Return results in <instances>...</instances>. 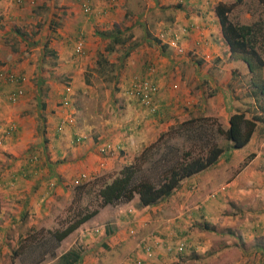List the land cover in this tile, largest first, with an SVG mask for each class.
Returning a JSON list of instances; mask_svg holds the SVG:
<instances>
[{"label": "crops", "instance_id": "obj_1", "mask_svg": "<svg viewBox=\"0 0 264 264\" xmlns=\"http://www.w3.org/2000/svg\"><path fill=\"white\" fill-rule=\"evenodd\" d=\"M232 1L0 0V69L23 75L22 93L13 101L8 94L17 83L0 79V263L11 258V249L30 229L61 227L54 219L75 185L95 178L108 181L175 121L219 116L227 126L233 110L248 113L254 106L246 88L248 69L229 57L214 12L216 3ZM116 30L130 40L107 51L112 36L105 34ZM80 33L82 52L75 54ZM135 78L155 83L150 104L128 93ZM231 170L237 174L227 182ZM183 198L195 202L161 222V231L180 235L188 228L181 220L198 215L203 222L228 217L241 232L264 233V131L255 129L244 146L222 151L215 164L182 179L154 205L138 207L134 196L99 207L72 231L75 235L69 234L83 243L75 244L82 252L76 264H123L126 256L145 259V264L157 257L166 260L164 246L173 241L148 234L166 215L163 208L172 211L169 202ZM252 199L262 207L249 209L254 206L243 201ZM228 201L243 204V211H224ZM131 230L146 241L139 243L149 252L129 237ZM196 236L200 232H189L188 241ZM250 239L245 233L241 244L226 242L215 251L205 240L200 251L209 257L236 252L240 259L253 256L252 264H264V244H247Z\"/></svg>", "mask_w": 264, "mask_h": 264}, {"label": "trees", "instance_id": "obj_2", "mask_svg": "<svg viewBox=\"0 0 264 264\" xmlns=\"http://www.w3.org/2000/svg\"><path fill=\"white\" fill-rule=\"evenodd\" d=\"M255 1L256 7L264 9V0ZM244 11L251 14L254 12L251 4L245 5ZM214 12L223 40L228 46L229 57L240 59L248 69L246 88L257 112L245 116L243 111L233 110L228 115L225 128L217 118L203 115L175 121L160 132L154 141L143 146L133 161L121 167L108 181L103 180L99 184L92 182L91 185L96 186L94 189L88 181L74 186L75 199L92 192L95 205L92 208L79 207L59 228L29 230L18 240L16 247L11 249V258L23 253L27 256L32 254L30 257L40 256L35 262L43 259L46 254L53 257V250L58 243L93 216L99 207L129 201L134 196L137 197L138 207L154 205L167 198L182 179L215 164L222 151L241 148L249 141L255 129L259 133L264 131L263 126L261 131L258 128L260 123L264 124V60L261 56V53L264 54V15L258 11L255 20L240 23L229 17L230 5L222 2L214 5ZM116 33L119 32L116 30L105 34L107 37L112 36L109 38L107 51L112 50L114 45L124 44L130 37ZM97 65L103 70L105 65L102 58L98 59ZM136 79L138 78L132 82ZM152 84L155 85L154 82ZM137 99L143 104L140 98ZM151 99L153 95L148 97L147 104H150ZM170 135H180L182 143L171 142ZM216 138H221L223 142L218 143ZM250 157L251 154H248L242 164ZM201 227L207 229L204 222ZM81 253L78 245L71 246L56 256L52 264H76Z\"/></svg>", "mask_w": 264, "mask_h": 264}, {"label": "rangeland", "instance_id": "obj_3", "mask_svg": "<svg viewBox=\"0 0 264 264\" xmlns=\"http://www.w3.org/2000/svg\"><path fill=\"white\" fill-rule=\"evenodd\" d=\"M247 4H251L252 9L254 10V12L251 14L249 12L244 11V6ZM227 5H230V12H229V17H231L232 19H235L238 22H250L252 20H255L257 18L256 13L259 11L261 14L264 15V9L259 7H256V1L255 0H233L232 3L229 2L227 3ZM250 15V18H248V16ZM122 26V25H121ZM140 26H136V31H140ZM137 34V33H136ZM134 39V38H133ZM261 56L264 60V54L261 53ZM235 59V58H233ZM238 59V58H236ZM240 60V59H238ZM45 62V60H44ZM50 59H47V63H46V67H50ZM43 65V64H42ZM264 106V105H263ZM256 106L253 104H251L247 111L248 113L245 116H250V114H252L255 110ZM253 109V110H252ZM238 111H241L238 109ZM257 112V111H256ZM207 117H214V116H207ZM217 118V120L221 123V119L220 117H215ZM264 122V121H263ZM222 125V124H221ZM224 128L226 127L225 125H222ZM262 126L264 127V124L258 125L259 131H261L260 129L262 128ZM261 133V132H260ZM263 134H259V137H261ZM166 137V136H165ZM181 136L177 135V136H171L170 135V140L171 142H176V143H182V141L180 140ZM180 141V142H179ZM216 141L218 143L223 142L221 138H216ZM184 143V142H183ZM186 145V143H184ZM224 150V149H223ZM233 169V168H232ZM117 172V171H116ZM115 172V173H116ZM114 173V174H115ZM234 174V175H232ZM235 174H237V172H234L231 170V172L227 171L226 172V177L225 180L230 181L232 179V177H235ZM104 179L102 178H95V179H91L88 181V183L91 185L92 182H94L95 184H99L101 181H103ZM76 186V185H75ZM92 188L94 189L96 186H94L93 184L91 185ZM93 193L90 192L88 195H80L79 199H75L72 194V196L69 198V200L67 201V203L64 204V207L62 208L61 212L59 215H57L55 217V224H59L61 223L60 226L63 225L64 222H66L70 216V214L72 212H75V210H77L79 207L81 206H87V208H92L95 203L93 201V197L91 196ZM250 200V199H248ZM127 202V201H124ZM195 202V198H183V199H179L178 201H174L171 203V201L169 202V206H174V209L171 211L170 207H164L162 212L164 213L165 210H168L167 213H165L166 215H164L162 218L163 220H160L159 222H155L154 228H152V230L154 231L153 233H149L148 235L159 237L160 239H162V236L164 238H169L170 242L173 241V243H170L171 245H166L164 246L165 248V254H167L166 256V260H158V257L156 258V261H151L148 264H252L250 261V259H253V256H249L247 257V259H240L238 257V254L236 252L231 253L229 255L224 254L223 256H220L219 254H211V257L208 256V252L206 251H200V249L203 246V241L207 240L209 242V250L211 251H215L217 250L216 246L217 245H225L226 242H236L237 244H241L243 241L241 240V238L243 237V235L246 233L248 235L251 236L250 241L247 244H252V243H257L260 245V243L262 242L264 244V233H261V231L259 232H255L253 233V231L255 230H250L248 231L247 228H245L244 230L248 231H239V227H233V224L235 223L234 221H229L230 219L225 218H219L217 221H207L204 222L207 226V229H203L201 227V224L203 223V221H201L198 217V215L193 216L192 218H189L190 221L185 222L184 220H181V224H188V228L185 231H181V234H173L170 233L168 231H161L160 228H158V226L160 225L161 222L163 223H167V221L169 219H171L172 214L176 213V215H180L181 213V209H185L188 210L189 206L192 205V203ZM230 204L224 207V211L226 212H231L232 214H236L237 211L238 212H242L243 211V204L239 205L238 203H235L233 201H228ZM244 203H246V205L248 206H254V208H249L251 210H256L262 207V203L260 200H256V199H252L250 202L247 203L246 201H243ZM119 203V202H118ZM116 204V203H115ZM191 204V205H190ZM167 208V209H166ZM188 215V213H187ZM157 216V214L155 215ZM159 217L161 216V213L158 215ZM254 218H256L255 216H253ZM261 217V216H259ZM161 218V217H160ZM175 218H177V216H175ZM238 219L243 220L245 222V219L247 218V222L249 221V216L247 215H237ZM178 219H182L181 217H178ZM240 220V221H241ZM238 221V222H240ZM252 222V220H250L248 223L250 224ZM264 222V220L262 221ZM190 223V224H189ZM220 224V226H219ZM225 224V225H223ZM166 224H164L165 226ZM232 227H229V226ZM227 226V227H225ZM199 228V229H198ZM232 228V229H230ZM36 229H39L36 228ZM33 229V230H36ZM200 229H203L204 232H201ZM31 230V229H30ZM75 230V229H74ZM156 230V231H155ZM192 233L194 232H200V236H196L194 237V241L193 243H190V241H188V237L187 234L188 233ZM202 233V234H201ZM70 234V233H69ZM67 235L64 239H62L58 245L55 247V249L53 250V257H50V255H45L43 256V259H40L39 261L35 262L34 260L38 259L40 256H34V257H30L31 255H25L24 253L14 257V258H9L7 256V260L4 262H1L0 264H52L53 263V259H55L56 256H58L63 250L67 249L69 246H75L76 243L78 242V239L75 238V236L71 235ZM129 237L130 235H132V237H130L132 240H136L137 243H139L141 240L142 242H146L144 241V239H136V234L133 233V231H129L128 232ZM72 235H75V231L74 233L72 232ZM161 235V236H160ZM248 238V237H247ZM249 239V238H248ZM73 240V241H72ZM241 242V243H240ZM183 243V248L180 251L176 250V247L178 246V244ZM79 244H83L82 242H80ZM140 245V249H142L143 252H145V250L142 247H147L148 250L147 252H149V247L145 244H141ZM201 245V246H200ZM82 246V245H81ZM168 246V247H167ZM200 246V248L198 247ZM29 254V253H28ZM204 255V256H203ZM110 257H113V253L110 252L109 254ZM176 258L177 260L175 261H168V259L170 258ZM176 256V257H175ZM181 256H183L184 258H181ZM215 256V257H214ZM226 256V257H225ZM30 257V258H28ZM128 256H126V260L124 261L123 264H145V259H140V258H127ZM225 257V258H223ZM223 258V259H222ZM33 259V260H31ZM226 259V260H224ZM240 260V261H239ZM244 260V261H243ZM34 261V262H32Z\"/></svg>", "mask_w": 264, "mask_h": 264}, {"label": "built area", "instance_id": "obj_4", "mask_svg": "<svg viewBox=\"0 0 264 264\" xmlns=\"http://www.w3.org/2000/svg\"><path fill=\"white\" fill-rule=\"evenodd\" d=\"M83 10L88 11V8L85 7ZM172 45L177 53H182L183 50L181 49V47L174 45V43ZM82 46H83V38L80 33V35H78L76 38L73 51L76 54H80L82 52ZM0 79L6 80L8 82L17 83L14 91H11L8 94V99L10 101H13L17 95H20L22 93V89L21 87H19V84L23 80L22 74L11 71H4L0 69ZM156 89H157L156 85H153L152 82L148 81L147 79L146 80L136 79L131 83L128 89V93L136 96L137 98H140L143 104H147L149 102L148 97H150L156 91ZM142 248L145 250V252H147L148 250L147 247H142ZM182 248H183V243H180L176 247V250L180 251L182 250Z\"/></svg>", "mask_w": 264, "mask_h": 264}, {"label": "clouds", "instance_id": "obj_5", "mask_svg": "<svg viewBox=\"0 0 264 264\" xmlns=\"http://www.w3.org/2000/svg\"><path fill=\"white\" fill-rule=\"evenodd\" d=\"M184 247V246H183Z\"/></svg>", "mask_w": 264, "mask_h": 264}]
</instances>
